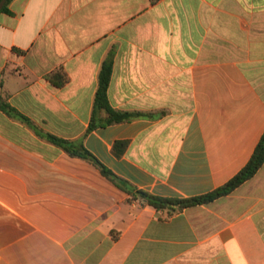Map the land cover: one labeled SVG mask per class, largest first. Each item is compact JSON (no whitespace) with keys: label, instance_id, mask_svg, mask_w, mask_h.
Listing matches in <instances>:
<instances>
[{"label":"crops","instance_id":"crops-1","mask_svg":"<svg viewBox=\"0 0 264 264\" xmlns=\"http://www.w3.org/2000/svg\"><path fill=\"white\" fill-rule=\"evenodd\" d=\"M8 10L0 100L29 122L0 110V264H264V164L228 195L170 214L46 138L81 144L155 196L224 185L264 134V0H12ZM108 59L110 106L152 117L87 132ZM57 70L60 87L46 78Z\"/></svg>","mask_w":264,"mask_h":264},{"label":"trees","instance_id":"trees-1","mask_svg":"<svg viewBox=\"0 0 264 264\" xmlns=\"http://www.w3.org/2000/svg\"><path fill=\"white\" fill-rule=\"evenodd\" d=\"M11 1L12 0H0V12L9 13L8 5ZM111 65V60L108 59L103 62L99 71L98 84L94 95L93 108L87 132L107 124L130 121L140 117H152V115L150 114L116 111L110 106L107 100V88L111 75ZM46 78L57 87L62 86L67 81L66 75L61 70H57L47 75ZM0 110L11 117L20 119L24 122H29L27 118L20 115L16 110H14L7 103L2 102L1 100ZM99 113H104L106 115L104 120H99L97 118V115ZM46 138L54 145L61 147L69 155L81 158L93 164L104 177L110 180L119 189L123 190L125 193L130 195L133 199H140L145 204L154 208L155 210H166L170 214L182 211L183 209L195 205L208 204L220 197L228 195L242 183L250 179L261 167V165L264 164V134H262L248 162L242 167V169L237 174H235L231 179H229L224 185L216 188L215 190L209 193L191 198H164L149 194L142 190H138L129 183L118 178L110 170L103 166L81 144H75L66 140H62L49 134L46 135ZM116 144L125 145L126 143L118 142Z\"/></svg>","mask_w":264,"mask_h":264}]
</instances>
